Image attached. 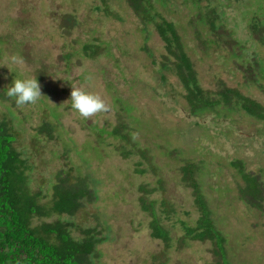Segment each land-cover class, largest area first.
<instances>
[{
	"label": "rangeland",
	"instance_id": "obj_1",
	"mask_svg": "<svg viewBox=\"0 0 264 264\" xmlns=\"http://www.w3.org/2000/svg\"><path fill=\"white\" fill-rule=\"evenodd\" d=\"M107 5L108 12L100 0H0V93L15 77L27 75L37 78L43 95L20 107L0 98V114L13 113L21 128L19 145L29 150L35 167L31 188H44L50 196V183L62 169L92 179L99 199L76 219L109 234L100 245V264H216L211 242L179 241L181 221L193 227L200 215L182 173L186 163H196L229 261L264 264V209L243 203L245 184L231 166L243 161L264 183V123L237 113L191 117L178 78L168 72L167 82H161L159 66L167 53L156 29L145 28L125 0H107ZM206 6L214 7L226 28L245 42L250 61L254 53L264 61V48L250 40L248 30L264 13V0L156 2L161 15L175 24L204 89L216 90L221 80L264 106V78L260 84L247 82L239 68L242 60L232 58L233 52L201 43L212 39L208 26L197 23ZM68 15L74 20L65 22H73V28L64 22ZM86 44L100 55L86 56ZM12 56L23 64H11ZM72 86L99 94L108 111L79 116L67 102ZM43 118L57 125L55 137L34 141ZM122 124L132 133L131 142L109 133ZM140 186L154 191L147 197L156 200L158 212L167 202L169 216L163 214L162 224L173 238L171 247L151 237L152 218L141 208Z\"/></svg>",
	"mask_w": 264,
	"mask_h": 264
},
{
	"label": "trees",
	"instance_id": "obj_2",
	"mask_svg": "<svg viewBox=\"0 0 264 264\" xmlns=\"http://www.w3.org/2000/svg\"><path fill=\"white\" fill-rule=\"evenodd\" d=\"M105 11L108 12L107 0H100ZM134 15L145 28L153 26L158 32L166 49L163 61L159 66L160 79L163 84L167 82L166 74H174L183 88V98L191 117H202L208 113L217 116H230L232 113L243 114L264 123V106L256 100L244 95L239 89L228 87L223 81L217 82L216 90H206L202 87L195 67L187 54L185 45L179 35L175 24L166 20L156 8V2L164 3L166 0H125ZM200 0H193L197 3ZM101 9L100 7H96ZM74 20L72 15L64 17ZM197 23L207 25L212 39H203V45L214 44L233 52L232 58L242 60L239 65L245 80L249 83L260 84L264 78V61L259 53L249 54L245 42L239 40L233 31L222 23V17L212 6L201 9ZM74 27V23L69 25ZM250 40L258 47L264 48V13L258 14L248 25ZM86 56L100 55L98 48L92 44L83 47ZM247 51V52H246ZM235 53V54H234ZM2 101L15 99L7 97L1 91ZM117 104L122 103L121 97L116 95ZM127 111L132 107L126 106ZM35 129L36 136L54 139L57 125L46 118ZM20 127L17 126L13 113L0 114V264H100V245L109 241L106 229L95 225H86L78 221V214L87 206L95 203L99 197L93 189L92 179L89 176L73 174L72 168L60 170L56 173L54 182L50 183L51 195L40 188L38 192L31 188L35 167L29 162V150L19 145ZM116 138L131 142L133 139L128 126H116L109 132ZM132 144V143H131ZM145 156V150L139 149ZM124 156L128 154L123 153ZM231 166L238 172L245 186L241 189L242 201L250 209H264V183L261 178L246 170L243 161H233ZM201 166L196 163H186L182 167L183 180L192 188L195 196V205L200 213L195 226L181 221L184 235L180 244L186 240L205 242L209 241L215 247L212 250L218 259L216 264H233L229 261L226 252V238L217 228L207 198L204 196L197 174ZM137 172L144 173V170ZM50 182V181H49ZM41 185H44L42 182ZM141 208L150 213L149 228L151 237L161 240L166 247H171L173 238L170 231L162 224V216H169L167 202H161V211L156 209V200L148 199L153 190H146L140 186ZM56 217V219H55ZM52 218L54 220H52ZM63 218V219H62ZM51 219L52 221H46Z\"/></svg>",
	"mask_w": 264,
	"mask_h": 264
},
{
	"label": "clouds",
	"instance_id": "obj_3",
	"mask_svg": "<svg viewBox=\"0 0 264 264\" xmlns=\"http://www.w3.org/2000/svg\"><path fill=\"white\" fill-rule=\"evenodd\" d=\"M9 62L15 65L23 64V60L17 56L10 57ZM4 93L7 97L14 98L18 107L35 104L43 96L37 78L27 75L15 77ZM69 101L71 108L85 119L108 111V106L99 94L86 91L83 88L72 86L70 99L67 102Z\"/></svg>",
	"mask_w": 264,
	"mask_h": 264
}]
</instances>
